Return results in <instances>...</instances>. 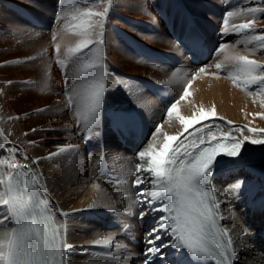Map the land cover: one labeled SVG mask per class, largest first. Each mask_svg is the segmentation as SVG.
I'll return each mask as SVG.
<instances>
[{
    "label": "bare ground",
    "instance_id": "obj_1",
    "mask_svg": "<svg viewBox=\"0 0 264 264\" xmlns=\"http://www.w3.org/2000/svg\"><path fill=\"white\" fill-rule=\"evenodd\" d=\"M105 2L0 0V145H3L0 147V200L4 197L10 201L0 207V217L9 216L7 220H0V233L10 232L16 226L11 179L17 169L30 168L39 179L40 191L49 199L63 240L73 246L64 257V264L143 261L144 235L148 231L146 227L151 229L154 226V216L147 215L143 220L138 218L141 211L137 202L138 189L132 186L136 166L140 163L137 153L148 149L149 144L153 145L148 149L150 151L161 147L163 136L153 138L157 125H161L162 132L169 135L182 131L178 122H174V126L167 123L164 111L180 99L188 82L190 96L178 105L182 114L189 116L201 107L205 111L214 107L218 117L223 118H213L209 125L217 136L232 131L237 138L244 135L264 138V134L247 131V128L264 129V117L260 115L264 114V85L246 88L234 84L237 70L235 62L229 59L246 55L264 63V49L259 48L256 42H247L249 35L264 34V13L255 14L258 20L255 32L224 35L225 39L239 35L232 42L235 48L225 50L226 59L221 57L217 62H203L207 56L208 59L211 57V48L221 34L226 13L232 11L237 14L230 18V24L247 22L253 14L239 13L247 8H264V0H113L104 29L102 56L108 90L104 96L99 134L96 129L85 127L83 108H80L79 115L77 113L80 96L87 92V74L82 73L81 66L93 57V52L85 50L87 56L80 60L66 54L68 48L74 47L79 40L72 33L82 24L83 9L97 11ZM58 11L62 16L60 21H57ZM190 20L198 23L208 51L204 59L195 63L180 46ZM53 33H56L55 41ZM56 44H60L59 59L65 61L63 71L57 62ZM240 45L242 48L237 49ZM45 49L46 54L37 55ZM26 57L36 59L22 62ZM161 59H168L171 64ZM217 63L222 65L219 70L215 67ZM201 67L204 72H200ZM129 83L132 84L131 90L125 87ZM155 84L167 88L165 99L154 91ZM70 97L72 103L69 105ZM121 109H131L140 118L143 135L135 149L124 147L112 129L111 114ZM227 121L233 124L229 125ZM238 128L244 131H236ZM201 132H206V129H201ZM185 137L186 143L192 138L184 133L181 139ZM85 142H88V148ZM96 145L98 156L92 170L94 178L85 188L86 178L70 180V176L73 172L82 176L85 157L94 155ZM60 147L66 150L52 159L45 158ZM242 156V160L218 165L210 182L211 189L204 187V190H215L216 196L225 201L220 204L223 219L218 220L220 231L217 236L222 243L231 237L236 251L234 264H264V244L259 236L264 213L258 209L264 199V145L246 141ZM34 158L42 159L34 164ZM100 159H105L107 166L97 174ZM237 179L245 180L246 185L239 197L234 198L226 190ZM140 188H146L148 192L159 191V185L141 184ZM80 194H83L82 202L78 201ZM122 194H126V198H121ZM165 195L161 192L153 207L164 203ZM93 203L108 207L87 210ZM144 207L147 208L146 203ZM79 209H85L84 213L76 211ZM94 210L103 217L94 214ZM124 211L132 213L133 217L123 215ZM61 212L69 215L62 216ZM155 215L167 214L158 212ZM96 219L104 223H96ZM105 223L108 230H97ZM115 225L125 226L127 231L112 229L117 228ZM223 230H227L228 237L221 235ZM245 230L247 234L242 235ZM131 238L137 239L139 245L130 243ZM105 239L110 243H94ZM80 245L87 248L80 251L77 248ZM120 248L127 252L122 258ZM165 252L166 264H177L178 260L179 264L191 262L192 257L186 250H182L179 257L172 248ZM124 257L126 260L122 261ZM152 264L162 262L157 258Z\"/></svg>",
    "mask_w": 264,
    "mask_h": 264
},
{
    "label": "snow or ice",
    "instance_id": "obj_2",
    "mask_svg": "<svg viewBox=\"0 0 264 264\" xmlns=\"http://www.w3.org/2000/svg\"><path fill=\"white\" fill-rule=\"evenodd\" d=\"M112 4L113 0H106L100 10L83 9L82 24L78 26V30L72 33L79 40L74 47L68 48L66 54L80 60L82 56H87L85 50L93 52V57L87 59L81 66L82 73L87 74L85 76L87 92L86 95L80 96L81 104L78 105L77 113L80 114L82 107L85 127L96 129L97 134H99L101 126L105 92L108 90L103 70L102 49L105 22ZM256 13H264V8H247L239 15L253 14L252 19L240 24H230V18L237 14L232 11L227 12L222 20L221 38L230 33L255 32L258 23L255 18ZM61 19L62 16L58 11L57 21ZM55 39L56 33H53V40L55 41ZM247 42H256L259 48L264 49V34L249 35ZM197 45L198 37L194 35L192 46L196 47ZM227 46L222 39L216 52H222ZM46 51L45 49L43 53H37V55H44ZM56 52L58 65L63 71L65 61L59 59L60 44H56ZM33 59L36 57H26L22 62ZM229 59L235 62L237 70V75L233 77L234 84L246 88L252 85H264V63L250 59L246 55H236ZM215 67L219 70L222 65L217 63ZM204 71L205 69L201 67L200 72ZM241 77L243 78L242 83ZM125 87L131 90L132 84H126ZM189 96L188 88L185 87L180 99L171 103L166 110L167 123L174 126V122H178L182 126V131L175 135H169L162 132L161 125H157L153 132V138L163 136L161 147L158 150L150 151L148 149H152L153 145L149 144L148 149L137 153L140 163L136 166L132 186L138 189L137 202L141 207L138 218L143 220L147 215L154 216V226L144 235L145 248L142 264H152L157 258L162 264H166L165 250L167 248L174 249L178 257L182 250H186L198 264H203L204 260L208 258L214 259L217 264H234L236 259V251L232 246L231 237H228L227 230H223L221 233L223 237H228L226 243L215 239L217 232L220 231L218 220L223 219L220 214V204L225 201L216 196L215 190L202 191V188L211 189V179L221 161L218 157L233 161L242 160L244 143L247 141L253 145H264V138L258 139L254 135L237 138L232 131L223 132L221 136H217L209 125L212 124L213 118H223L218 117L214 107L211 111H205L201 107L199 111L193 112L189 116L181 113L178 105L181 100H187ZM68 103L69 105L72 103L71 97ZM260 115L264 117V114ZM204 121L208 123H203ZM227 123L233 124L232 121H227ZM201 129H206V132H201ZM32 131L35 132L37 129H32ZM236 131L243 132L244 129L238 128ZM247 131L253 134H264V129L247 128ZM184 133H188L192 137L187 143L185 142L187 137L181 139ZM4 139L7 140V137ZM8 150L11 151V149ZM65 150L60 147L57 152L49 153L45 158L52 159ZM39 159L42 158H34L33 163H38ZM13 167L16 166L13 165ZM32 182L39 184L36 175H33ZM141 184L159 185V191L148 192L146 188H140ZM245 185V180L237 179L226 190V193L231 192L234 198H238ZM161 192L166 194L163 197L165 202L153 207ZM168 198H171L170 202ZM9 203V200H0V207ZM145 203L147 208L144 207ZM98 206L108 207L106 204L93 203L88 206L87 210ZM13 211L17 217L16 226L10 232L0 233V264H64V257L73 246L63 240L60 229L51 223L50 218H46L47 222L43 224V231H41V228L37 226L35 214L29 213L26 207L23 205L14 206ZM158 212L167 215H155ZM61 215L68 216L69 213L61 212ZM7 219H9L7 215L0 217V220ZM246 234L245 230L242 235ZM165 237H171V239L166 240ZM210 238H212L211 243L214 247L209 246ZM33 240H35V244L30 245L29 242ZM94 243L109 244L110 241L105 239L97 240ZM177 264H179V260Z\"/></svg>",
    "mask_w": 264,
    "mask_h": 264
},
{
    "label": "rangeland",
    "instance_id": "obj_3",
    "mask_svg": "<svg viewBox=\"0 0 264 264\" xmlns=\"http://www.w3.org/2000/svg\"><path fill=\"white\" fill-rule=\"evenodd\" d=\"M239 36V35H238ZM238 36H234V38H227V39H225L226 37H224L223 36V38H221V34L217 37V39H216V41H215V43L213 44V46H212V48H211V54H210V56L211 57H209V59H208V56L205 58V60H203V62L204 63H206V61L207 62H217V60H219V59H221V57L222 58H224V59H226L227 58V53H225V50H230V49H232V48H235L234 46H233V41H235V40H237V37ZM222 39H223V42L224 43H226L228 46L222 51V52H219V53H217L216 52V49H217V46L222 42ZM242 48V45H240L239 47H237V49H241ZM210 51V50H209ZM219 58V59H218ZM169 64H171V62L169 63ZM235 65V64H234ZM193 76V75H192ZM223 77H226L225 75H222ZM187 86L186 87H188V85H189V82L186 84ZM184 89H185V87H184ZM166 113V110L164 111V114ZM98 156V146L96 145V148H95V153H94V155L93 156H90V155H87L86 157H85V160H84V166H83V172H82V176H81V174H79V173H75V172H73L72 174H71V176H70V180L71 179H73V180H75V179H78V178H82V177H84V178H86L87 179V181H86V183L84 184V186H85V188L87 187V186H89L91 183H92V181H91V179H92V177L94 178V175L92 174V170H93V167L95 168V164L97 163L96 162V160H97V156ZM93 160V161H92ZM72 170V169H71ZM70 170V171H71ZM77 172V171H76ZM89 177V178H88ZM126 194H122L121 195V198H126ZM80 197L81 198H79V200L78 201H81L82 202V197H83V194H80ZM2 200H4V197H2ZM4 207V206H3ZM85 209H79V211H81V212H83ZM91 211H92V209H91ZM84 213V212H83ZM94 214H97L99 217H103V215L102 214H99V211L98 210H94V212H93ZM123 213V215H125V216H127V214L128 215H130V216H132L133 217V214L132 213H130V212H127V214L125 213V211L124 212H122ZM76 214H78V213H76ZM79 214H80V212H79ZM96 223H104V221H101V220H98V219H96ZM105 225V226H104ZM127 225H129V224H125V226H127ZM116 226V225H115ZM124 226V227H125ZM130 226V225H129ZM117 227V226H116ZM124 227H122V226H120V227H117V228H112V229H118V230H122L124 233L127 231H125L124 230ZM148 230L150 229V228H148V227H146ZM109 228H108V225H107V223H105V224H103V227H100V228H98L97 230H100V231H104V230H108ZM129 229V228H128ZM135 238H131V240H130V243H133L134 245H136V246H138L139 245V241L137 240V239H135ZM94 245V244H93ZM116 245V244H115ZM84 247H86V245H80V246H77V248H79L80 249V251H82V248H84ZM87 248V247H86ZM85 248V249H86ZM93 249H95V250H101V251H103V249L104 248H102V249H96V248H93ZM119 252L121 253V256H120V258H122V256L125 254V253H127L123 248L121 249H119ZM124 256H126V254L124 255ZM126 260V257H124L123 259H122V261H125ZM128 261V264H142V262H138V260H127ZM130 261V262H129ZM117 263H120V260H118V262Z\"/></svg>",
    "mask_w": 264,
    "mask_h": 264
}]
</instances>
